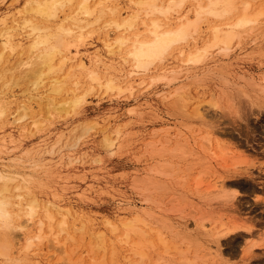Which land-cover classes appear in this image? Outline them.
I'll return each mask as SVG.
<instances>
[{
	"label": "rangeland",
	"instance_id": "374dc122",
	"mask_svg": "<svg viewBox=\"0 0 264 264\" xmlns=\"http://www.w3.org/2000/svg\"><path fill=\"white\" fill-rule=\"evenodd\" d=\"M26 1L0 0V33L8 29L9 33L15 36V43H18V39H23L24 43L18 46L17 51L21 47L25 49L28 43V38L23 37L22 30L18 32L17 28L20 23L17 21H21L23 17ZM116 1L120 3L119 8L123 9V13L132 9V5L126 1ZM259 3L264 4V0H257L255 5ZM183 10L185 11V8ZM213 19L208 16L201 20L195 41L200 44L204 41ZM257 33L259 34L256 41H253L256 38L254 35L242 40V50L236 49L232 57L219 55V59H222L219 63L208 57L205 62L198 64L197 68L195 66L197 71L193 69V72L198 76L186 82L188 96L185 109H180L178 104L171 105L162 100L160 91L163 85L159 82L149 89L139 86L136 90L138 102H134V96L128 92L117 96L115 92L103 93L96 88L86 94L85 101L75 111L69 109L49 117L45 105H38L36 99L31 97L34 91L28 89L29 80L18 85L10 83L6 87L10 93L7 96L1 94L2 100H6V107L8 104V112L4 114L5 121L0 122V168H12L13 165V169L30 172L33 171L34 165L39 164L37 170L34 169L41 174L44 183L34 185L38 197L45 201L68 202L78 210V215H81L76 216L78 220L83 219L86 222L84 229L74 231L79 227L72 226V221L76 218L70 216L74 237L68 241L66 251H58L57 255L49 254V258H43L41 255L37 259L28 260V264H104L103 261L109 264L112 258L114 264H188V257L190 261L196 255L204 253L206 244L203 241L205 242L206 238L213 242L216 235L222 232L220 223L237 225L238 229L222 238L223 254L217 259L218 262L264 264V95L262 94L261 98L263 106H259V102L254 104V101H257V93L260 92L253 91L247 80V77H254L256 82L264 83V25ZM92 34L93 36L87 38L86 44H82L85 46L81 52L88 67L97 69L101 75H113L116 82L123 86L128 85L127 65L120 57L106 54L101 29ZM0 43L1 51V35ZM6 52L9 53V50ZM177 52L178 49L168 55L165 62L169 61L175 67L178 64ZM7 53V64L13 65L18 53L13 56ZM96 55H99V62L93 59ZM214 65L221 66L214 70ZM150 74L145 76L148 77L146 84L152 81L151 77L155 73ZM222 78H226L227 83ZM239 85L246 88L248 94L238 90ZM67 94L69 90L57 95L56 102L63 104L69 101ZM214 101L218 107L211 106ZM196 103L202 104L206 113L203 122L193 119L190 115ZM132 106H135L134 111L129 113ZM27 107L29 108L25 110ZM24 112L28 115L21 120L23 123L30 124L32 120L40 118L46 123L44 128L33 130L31 133L27 130L19 138L16 131L18 121L13 120ZM95 122L98 126L82 135L83 129L96 124ZM107 123H111L107 132H111L116 124H121V139L112 154L103 147L102 129L108 127ZM164 127L170 128V135L156 133V136L152 137L154 132ZM206 130L213 131L217 141L224 145L230 155L236 154L240 160L250 164V172H229L231 170L226 165L230 161L224 163L215 158L211 159L209 168L204 155L207 156V152L211 151L202 145L205 143L202 136ZM167 136H170L169 142L163 140ZM20 144L33 152V161L22 155ZM212 144V148L216 150L215 140ZM180 145L184 146L187 154L181 155L182 151L178 150ZM190 148L194 150L192 155ZM207 160L210 161L208 156ZM164 161L167 162L166 165ZM160 164L165 166L164 169L170 167L167 168L170 171V174L167 172L168 176L162 174L163 177L170 176V184L167 187L151 183L159 176L157 171L163 168L158 166ZM216 170L226 177L228 192L237 193L232 204L224 198L216 200L204 194V188ZM198 181H202L199 189ZM122 202L139 207L148 202L145 207H152L163 216H169L173 222H187L191 232L199 233L196 231V224L204 221L208 232L199 234L198 241L194 237H181L182 235L175 234L174 230L168 231L164 226L162 229L160 223H155L154 227L161 228L162 236L170 245V255L163 259L165 247L156 240L155 233L154 246L147 250V256L142 259L130 253V247L122 246L107 224L111 221L120 225V222L131 217L129 210L122 209ZM147 217L150 218L149 215ZM97 229L107 234V240L110 238L115 242L116 249L112 246L111 249L108 240L106 250H96L91 233ZM254 243L257 245L253 251L246 253ZM113 252L116 254L113 255ZM104 253L105 259L102 257ZM111 255L114 257L111 258ZM199 260L202 261L201 264L212 263L211 259L206 257L203 260L199 257Z\"/></svg>",
	"mask_w": 264,
	"mask_h": 264
},
{
	"label": "bare ground",
	"instance_id": "6f19581e",
	"mask_svg": "<svg viewBox=\"0 0 264 264\" xmlns=\"http://www.w3.org/2000/svg\"><path fill=\"white\" fill-rule=\"evenodd\" d=\"M124 1L132 5V9H128V12H124L125 14L123 9L119 8L120 3L116 0H27L25 6L23 5V17L21 21H17L20 22L17 26L18 32L21 29L22 36L28 38L25 49H21V47L19 51L16 50L18 46H22L24 43L23 39H18V43H15V36L9 33L8 29L2 30L0 33L2 38V50L0 51V122L5 121L3 117L8 112V104L6 107V100H2L1 94L7 96L10 93L6 89L10 83L18 85L25 80L30 81L28 89L34 91L31 93V97L36 99L38 105H45V111L49 117L69 109L75 111L85 101L86 94L96 88L103 93L115 92L117 96L128 92L134 96V102H138L139 97L136 96V90L139 86L149 89L159 82L163 85L160 91L162 100L171 105L178 104L180 109H185V101L188 96L186 82L198 76L197 73L193 72L195 66L197 68V65L205 62L208 57L217 63L222 60L219 59V55L232 57L236 49L242 50V40L244 41V39L254 35L253 37L256 38L253 41H256L257 34H259L257 32L262 30L264 25V4L255 5L257 0ZM182 8H185V11ZM208 16L214 19L207 37L200 44L195 41V35L198 33L201 20ZM100 29L104 34L102 38L106 54L112 57H120L129 68L128 85L123 86L116 82L113 75H101L97 69L88 67L86 59L82 57V48L85 46L82 44H86L87 38L93 36L92 33ZM176 49H178L176 53L178 64L174 67L165 60ZM7 50L9 53L6 52ZM5 52L9 56L18 53V58L13 65L7 64L8 56H5ZM93 59L95 62L100 61L99 55L94 56ZM220 66L217 65L218 68ZM217 67L214 65L212 68L217 70ZM150 73L155 74L151 77L152 81L146 84L148 77L145 78V76ZM218 76L220 75L218 74ZM254 79V77H247L253 91L260 92L257 93V101H254V104L259 102V106H263L261 98L264 95V83L256 82ZM262 80H264V76ZM223 81L227 83L226 78ZM237 88L242 93L248 94L243 86L239 85ZM67 90H69V94L66 97L70 100L63 102V104L56 102V96ZM248 96L250 97V95ZM211 106L218 107V104L214 101L211 102ZM134 108L135 106L128 108L129 113H132ZM27 115V112H24L22 116L13 120L14 122L18 121L16 131L19 133V138L27 130L31 133L33 130L44 128V123H46L42 121L43 119L40 120L41 118L32 120L30 124L23 123L21 120ZM190 115L193 119L203 122L206 116L203 105L196 103L191 109ZM14 122L12 123L14 124ZM95 123L84 128L82 135L89 133L92 128L98 126L97 122ZM107 124L108 127L102 129L103 147L112 154L114 147L121 139L122 134L119 131L121 124H116L111 132L106 131L110 129V124ZM160 129V131L154 132L152 137L156 136V133L170 135V128ZM165 135H163L164 138ZM169 137L167 136L163 140L169 142ZM202 137L205 142L202 144L203 147L211 151L210 153L206 150L210 161L204 155L209 168H211V159L215 158L224 163L230 161L226 165L231 170L229 172L233 171L236 174L250 172V164L246 163L245 160H240L241 158L236 154L230 155L224 145L217 141L213 131L206 130ZM213 140L216 143V150L212 148ZM20 147L22 155L30 158L29 161L31 159L33 161L34 157L31 158L33 152L27 147L24 148L23 144H20ZM158 149L161 150V148ZM192 149L190 155L194 153ZM178 150L182 151L183 154L181 153V155L187 154L183 145H180ZM155 151L157 152V150ZM21 158L20 156V160ZM165 163L167 162L164 161ZM38 165H34L33 171L30 172L19 168L13 169V165L12 168L7 167L8 169L6 167L0 168V264H28V260L37 259L41 255L43 258L51 257L49 254L57 255L58 251L60 253L66 251L68 241L74 237L71 228L79 227L73 228L74 231L85 228L86 222L83 219L78 220L76 217L78 210L69 205L68 202L45 201L38 197L34 185L44 183L41 179L43 177H40L41 174L36 171ZM158 166L161 167L163 164ZM164 167L161 168L162 170L160 169L161 172L157 171L159 176L151 181L155 186L167 187L170 184L168 179L170 176L168 178L163 177V175L168 176L170 174L167 169L170 167L168 166L167 170ZM219 173L217 170L213 172L212 179L204 188V194L206 197L216 200L224 198L225 201L229 200L232 204L237 193L228 192L227 179ZM201 184L202 181L197 182L198 189ZM146 203L145 206H148V202ZM121 204H123V210H129L131 217L120 222L121 226L111 221H108L107 224L117 236L118 240H116L122 246L130 247L132 251L130 253L140 256L142 259L147 256V250L154 246L155 233L156 240L165 247L163 259L170 255V245L162 236L161 228L154 227L155 223H160L162 229L164 226L167 230H174L175 234H181L182 236L179 235L181 237H194L198 241H200L199 234L208 232V226L204 221L196 224V231L199 233L191 232L187 222H173L169 216L167 217L165 214L163 216L161 212L153 210L152 207H139L125 202ZM148 215L150 218L147 217ZM70 216L76 218L75 221H72L73 227L69 221ZM78 223L79 226H77ZM31 227L32 229H30ZM219 228L222 232L216 235L213 242L206 240L207 238L205 242L203 241L206 244H203V246L205 245V251L202 249L204 253L200 256H192L194 259L190 261L188 257V264H201L202 261L199 260V257L202 260L205 257L210 258L211 264H222L223 261L218 262L217 260L223 254L222 238L238 229V226L220 223ZM91 234L97 247L96 250H106L105 246L108 240L110 242L107 243L111 244L109 246L116 249L115 242H112L109 237L107 240V234L104 231L97 229ZM256 245L254 243L249 246L246 253L250 254ZM114 252L113 255L116 254ZM113 255L111 258L114 257ZM102 257L105 259V253ZM103 262L106 264L105 261ZM115 263L118 262L115 261ZM109 264H114V258L112 261L110 260Z\"/></svg>",
	"mask_w": 264,
	"mask_h": 264
}]
</instances>
